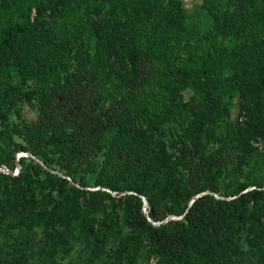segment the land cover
<instances>
[{
  "label": "rangeland",
  "instance_id": "1",
  "mask_svg": "<svg viewBox=\"0 0 264 264\" xmlns=\"http://www.w3.org/2000/svg\"><path fill=\"white\" fill-rule=\"evenodd\" d=\"M19 1L0 0V264L19 256L20 250L27 264L112 263L106 255L96 257L92 243L83 247L79 239H70L67 218H52L67 214L74 189L100 190L118 197L95 180L107 149L91 154L98 165L97 173L84 166L72 182L62 169L56 142L50 141L48 133L54 125L64 129L59 123L67 127V121L62 119L67 105L74 101L73 93H81V97L83 93L91 94L95 108L112 100L113 84L103 81V86L95 87L102 71L99 60L105 57L95 36L96 30L101 34V27L88 22L89 54L83 64L71 53L66 55L64 49L53 57H38L36 48L42 39L34 37L28 22L36 16L45 34L46 30H62L66 25L67 36L74 37L71 31L83 23L78 15L79 3H91L95 9L88 8L87 18L93 15L107 27L111 16L114 22L118 20V27L108 30L110 38L106 44L117 49V53L109 52L110 62L119 58L128 61L134 46L158 51L150 59L154 81L149 87V112H144L145 120L132 116L140 133L136 137L134 134L132 140L138 142L152 124L169 128L168 132L161 130L150 136L169 146L173 165L167 174L188 176L189 170L194 169V163L175 166L176 157L182 156L176 149L189 152L181 145L191 144L192 137L181 128L192 125L196 118L194 107L209 104L217 110L216 148L226 144L229 163L228 176L220 175L222 171L217 173L214 185L225 192L230 180L240 181L239 184L258 182L256 172L264 168V141L249 131L255 124L264 127V0H153L151 6L145 3L140 8L137 0H59L51 1L42 13L34 5L23 10ZM173 16L181 22V29L175 28ZM8 25L14 30L13 35L4 36ZM151 34L158 36L152 46ZM115 66L118 67L117 61ZM41 72L46 76L39 77ZM105 83L108 85L104 87ZM30 149L39 153L40 160ZM20 158H25L24 166ZM118 158H123L118 162L127 158L132 171L140 170L139 154ZM32 163L40 168L34 169ZM253 166L256 171L251 169ZM21 171L24 177H20ZM261 174L264 176V172ZM59 178L69 184L56 182ZM253 188L249 186L248 190ZM207 192L220 197L219 193ZM128 194L140 198V210L147 215L146 197L135 192ZM75 227L78 237L76 232L82 226Z\"/></svg>",
  "mask_w": 264,
  "mask_h": 264
},
{
  "label": "trees",
  "instance_id": "2",
  "mask_svg": "<svg viewBox=\"0 0 264 264\" xmlns=\"http://www.w3.org/2000/svg\"><path fill=\"white\" fill-rule=\"evenodd\" d=\"M51 1L59 0H20L19 6L27 11L34 5L42 13ZM145 3L151 6L153 0H137V7ZM90 4L79 3L78 15L83 23L71 31L75 33L74 37L67 36L66 25L62 30H46L45 34L38 25L37 16L28 22L29 28L34 29V37L42 39L36 48L38 57H53L64 49L66 55L71 53L74 59L82 60L81 64L87 62L89 54L88 22L101 27V34L96 30L95 36L100 48L104 49L101 51L105 57L99 60L102 71L95 87L103 86V81L113 84L112 100L95 108L91 94L83 93L81 97V93H73L74 101L67 105L62 119L67 121V127L59 123L64 129L54 125L48 133L50 141L56 142L62 169L72 182L76 181L75 174L84 166L96 172L98 165L91 154L106 148L103 167L96 172L95 180L97 185L110 189L118 197H111L100 190L74 189L75 195L67 206V214L59 213L52 218H67V236L79 239L83 247L92 243L94 255L111 257L110 264H264V176L261 174L264 168L256 172L258 182L243 181L239 184L240 181L230 180L225 192L218 190L214 185L216 174L222 171L220 175L228 176V150L225 143L216 148L215 141L219 137L215 119L217 110L208 104L194 107L196 118L192 125L181 128L184 134L192 137V146L187 142L181 145L189 149L190 156L183 152V148L176 149L182 156H175V166L186 167L194 163V169L189 170L188 176L167 174L173 165L169 146L163 140L151 139L150 136L161 130L168 132L169 128L152 124L138 142L132 140L134 134L135 137L140 135L132 116L145 120L144 112H149V87L154 81L150 59L158 51L134 46L128 61L119 58L110 62L109 52L114 50L117 53V49L106 44L110 38L108 30L118 27V20L114 22L111 16L107 27L100 25L93 15L87 18L88 8L90 11L95 9V5ZM121 8L126 11L123 6ZM171 21L176 29H181V22L175 16ZM13 31L10 25L6 26L4 36L13 35ZM157 37L151 34L150 46ZM116 61L118 67L115 66ZM54 69L55 65L50 76ZM44 76V72L39 74L41 78ZM107 85L105 83L104 87ZM214 91L212 88V93ZM249 133L261 136L264 141V127L259 128L255 124ZM30 152L40 160L36 150L30 149ZM133 152L141 157L140 170L132 171L127 158L117 161L123 159L118 157H129ZM19 162L24 166L26 160L20 158ZM32 164L34 169L40 168ZM251 169L256 171L254 166ZM19 175L24 177L22 171ZM56 182L69 184L68 180L61 178ZM249 186L254 188L248 190ZM207 191L219 193L220 197L216 198ZM129 192L146 197L149 205L147 215L140 210V198ZM171 215L180 218L172 219ZM75 225L82 226L76 232L78 237L74 234ZM21 253L24 252L20 250L19 256L6 264H27V258Z\"/></svg>",
  "mask_w": 264,
  "mask_h": 264
},
{
  "label": "water",
  "instance_id": "3",
  "mask_svg": "<svg viewBox=\"0 0 264 264\" xmlns=\"http://www.w3.org/2000/svg\"><path fill=\"white\" fill-rule=\"evenodd\" d=\"M11 173V172H10Z\"/></svg>",
  "mask_w": 264,
  "mask_h": 264
}]
</instances>
